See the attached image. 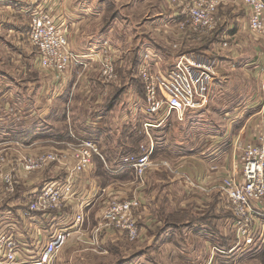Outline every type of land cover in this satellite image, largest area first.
<instances>
[{
	"label": "rangeland",
	"instance_id": "rangeland-1",
	"mask_svg": "<svg viewBox=\"0 0 264 264\" xmlns=\"http://www.w3.org/2000/svg\"><path fill=\"white\" fill-rule=\"evenodd\" d=\"M55 2V4H52V7H56L55 11L57 15L62 17L67 37L68 33H70V27H72L68 19V17H70L69 12H71L74 6L81 9L78 11L75 10L79 17L81 14L89 20L88 25L90 33L99 32L100 28L112 30V34L110 35L111 38L110 36L103 37L105 33H107L106 30L103 33L104 35L99 33L101 36L99 37V42H101L99 45H96V43L89 45V42L86 46V42H82L79 47L72 48V50L75 55L80 57L83 51H87L84 53L96 51L94 54L95 56L96 54H102L105 49L108 50L110 48L109 45H112L114 50L118 48L117 57L115 58L116 63L114 61L117 79L110 83L104 82L103 78L100 76L101 65L99 58L95 56L98 60H95L96 63L90 64V66L86 64L87 62H74L73 67H71L72 69L69 71L71 73L74 69L72 78L70 77L68 80L70 76L69 73L67 75V81L58 84L54 80V76L44 70L39 62L36 61L38 51L34 47H31L28 42L21 40L20 44H15L16 46L10 45L6 47L7 42L1 41L0 130L9 129L11 131H21L37 124L36 120L38 119L50 120L49 115L54 113L55 116L57 115L56 119H59L57 121H50L57 125L58 134L43 140V146L52 148L42 150L41 152L54 151L62 154L68 153V151L74 150V145L78 144L79 139H91L95 141L100 152L110 149V147L111 149L117 150L116 147H119V142L121 143L120 146L125 144V142L120 140L123 137V133H121V124L122 121H128L129 117L126 118L128 114L132 112L134 116H130V118L134 119L136 113L139 112L142 113L145 120L156 121V117L154 118L146 115L143 112L145 91L143 81L139 75V68L145 61H143L140 56H137L138 54H135L137 53L136 51L132 52L126 58L123 56L125 50L130 48L136 49V47L140 45L139 42L135 44L130 42L129 38L133 34V36L137 37L138 41L142 40V37L145 39V36L149 34L145 28L150 27V23L163 5L167 8L170 6L171 8L173 7V9H180L181 15H183L182 2L181 0H170V2L167 0H56ZM224 7L226 8L223 15L221 11L219 14L220 22L216 29L218 32L212 36L213 38L209 37L210 41L203 42L204 46H201L197 50L182 49L178 54H196L204 58L209 55L212 56V54H216L213 51V47H215L213 45L214 41L216 39L217 41L220 40L222 38L221 34H224L228 27L231 29L232 26L230 24L232 22H236L237 27L243 19H246V23L248 22L247 10L243 4H230ZM30 9V7L25 8L26 15H29ZM68 9L69 12H67ZM233 15L238 16L234 19L232 17ZM173 17H176L175 14ZM173 23L174 22L171 21L170 24ZM174 25H176V23H174ZM3 35L7 41L12 39L10 33L4 31ZM109 38L118 45L110 43ZM85 48H87V50H85ZM7 51L10 53L8 54ZM204 51H209L210 54H205L206 52L204 53ZM247 51L254 53V50L251 49ZM109 52L113 55V51L109 50ZM87 56H89V54L86 55V57ZM152 62L153 61L148 60V64L151 67H155L151 64ZM168 67L173 68V64L167 65L166 68ZM226 67L227 69L225 68L226 70L224 72L230 69L228 66ZM166 68L163 70L167 71ZM238 71H236L238 73L237 75L242 76L245 81L253 79L250 73H246L244 70ZM244 73H246L247 76H245ZM260 82L257 84L251 82L249 91L250 89H258L261 84ZM139 85L142 88L141 93H138L140 89ZM107 86L110 87L108 88ZM210 93L209 91V99L211 97ZM258 96L260 97V99L257 100L259 103V101L261 102V96L264 98V95L260 93ZM222 98L223 100L220 101V99L219 101L222 105L226 104L228 97ZM101 103L103 104L102 107H100ZM131 107L133 110H131ZM133 107H136V110H134ZM208 107L201 111H189L182 117V120L179 119L177 114L173 113L166 122L158 127L155 132L151 133L156 150V155H153L154 165L142 179L137 178L138 182L134 179L132 181L137 183L136 191L140 192L142 190L143 199L146 196L145 199L150 201L154 192L160 194V202L163 203L164 206L165 204H169L170 211L168 212V218H164L161 225L156 226L154 229L152 227L147 229L143 238L135 242H130L120 235V237H118L116 233L109 231V233L114 236L112 239L117 237L120 238L118 241H113L114 243L110 242L108 246V249H121V255L118 258L114 256L112 260V257L109 256L108 261L111 263L113 262L112 264H114V262L118 264L119 260L126 261L123 262V264L135 260L136 252L140 251H144V253H141V258L139 257L136 259L140 260L139 264H189V259L186 258L185 255L188 254L193 258L196 252L195 249L214 248H211L212 245L210 242H207L210 240L209 231L204 230L201 233L202 235H200V233L196 234L200 232V227L202 228L206 224L210 225L212 230L215 229V231H217L215 235H217L218 240L215 241L212 238V244L216 246V249L234 250L231 254L232 258L229 260L232 261V264H264V249L257 246L259 245L260 238L259 240L257 239L254 244L250 245V249H247L246 244L237 239L235 230L228 227L229 222L226 224L230 213L226 208V202L220 192L217 190L201 191L188 186L189 190L197 191L188 194V189V192H184L181 188L183 184H187L183 178V169L180 170V173H175L161 163L164 160L169 161L172 169H177L180 168L179 163L181 161L186 160L193 162L197 159L193 155L206 151L209 148L207 145L208 135L202 136L207 125L205 124L203 114H205L204 111ZM108 108L109 110H107ZM110 110H112L111 113ZM116 121L120 123L117 124ZM138 122L140 121L135 122L134 120V122H131L133 123L131 126ZM98 123L102 124L103 130H105L106 127L108 129L103 131L102 137L95 128ZM42 124L49 125L43 121ZM41 126L43 129L47 128V130H49L48 132L51 134L53 133L50 126L39 125L40 129ZM1 136L2 135H0V141H3ZM107 136L109 137L104 143L103 138ZM148 143H150V140H148L147 144ZM102 144L105 146L103 147ZM8 146V143L2 144V142H0V152L9 149ZM120 151L122 153V149L119 148L118 152ZM98 157L101 158L100 156ZM101 160L102 159H100V161ZM224 162L225 160L223 163ZM201 163L202 165L205 164L204 162ZM199 166H201L199 163L193 166L194 170L191 172L195 173ZM51 167L56 169H52V172L49 173L46 169ZM63 167V165L51 163L38 173L44 172L43 174L47 175V177H52V175L55 177V175H57L56 171L65 173ZM7 171L8 168L6 163L2 162L0 159V200L3 199V195L5 194L4 191H6L8 187V183L3 181L4 179L2 176V174H6ZM184 175L193 178V176L186 171ZM133 177L135 178V174ZM16 179L17 182L15 185L17 187L19 179L17 177ZM142 181H146L148 189H142L141 186H138ZM169 186H171L170 189L172 190L170 191L173 194L170 200L167 199V193H170ZM137 195L129 197L141 198ZM4 202L5 201H0V216L1 212L7 208ZM182 203H185V206H182ZM99 207L100 205L98 204L89 211V214L87 212L86 221L80 230L81 233H79V236H83L80 240L76 239L70 244L80 241L82 244H80L79 249H96L88 247L85 243V239L89 238L86 237V232L90 231H92L90 237H95L93 231L99 225L95 217V211L98 213L100 210ZM212 209L217 214V217L211 224L207 223L208 221L205 220V215ZM91 215H93L92 219ZM225 215H227V219H225ZM87 221L91 224H87ZM2 228L0 220V231ZM102 233L96 234V236H99L96 237L99 242L103 236L101 235ZM73 237L74 236L71 238ZM82 245H84V247Z\"/></svg>",
	"mask_w": 264,
	"mask_h": 264
},
{
	"label": "crops",
	"instance_id": "crops-1",
	"mask_svg": "<svg viewBox=\"0 0 264 264\" xmlns=\"http://www.w3.org/2000/svg\"><path fill=\"white\" fill-rule=\"evenodd\" d=\"M55 1L56 0H0V44L1 41L7 42L6 47H9L10 45L14 46L15 44H20L21 40H25L29 44V15H26L25 8L31 6L36 7L38 4L49 8L52 7V3ZM167 1L170 2V0ZM225 8L226 7L221 9L222 15ZM245 8L248 14V22L246 23V19H243L241 20V23L238 25V27L236 22H232L230 24L232 26L231 29L228 27L225 33L221 34L222 38L218 41L217 39L214 41L213 45L215 47H213V51L216 54L211 53L212 56H208L215 60V77L210 89L211 97L209 99V107L207 106L208 108L204 111L205 114H203L205 124L207 125L202 133V136L204 137L208 135L207 145L209 148L206 151H202L199 154L193 155L195 158H197L195 161L192 162L184 160L179 163L181 168L180 170L183 169L182 171L184 173L185 171L190 173L195 181L202 185H206L207 187H211L220 183L224 176L239 173L240 170L237 167L238 161L236 159V146L239 142L254 143L257 141L256 139L259 135H264V98L261 96V102H257V100L260 99L258 95L260 93L264 95V37L257 36L250 32L248 28L249 11L246 6ZM75 10L78 11L81 9L74 6L71 12H69V9L67 10L70 16L68 19L70 20L72 26L70 27V33H68V40L71 49L79 47L82 42H86V46L89 42V45L93 43L99 45L101 43L99 42V37H101L99 33L103 34L105 30L107 33H105V35L103 34L104 36L101 34L103 37L110 36L112 34V30H104L102 28H100L99 32L90 33L88 25L89 20H87L85 16L81 14L79 17L77 15V11L75 12ZM174 14L176 16L175 18L173 17ZM236 16L238 15H233L232 17L235 19ZM171 21L176 23V25H174V23L170 24ZM183 21H185V16L181 15L180 9H173V7L171 8L170 6L167 8L163 5V7L157 12L156 17H154L153 21L150 23V27H144L149 32V34L145 36V39L142 37V40L140 41H138L137 37L133 36L132 34L129 38L130 42H133L134 44L139 42L140 45L137 46L136 49L130 48L125 50L123 56L126 58L132 52L136 51L137 53L135 54H138L137 56H140L143 61H153L154 63L152 62V65L165 69L167 65H174L175 57L179 52L182 51V49L197 50L201 46H204L203 42H209L210 38L218 32L217 30L213 35L199 36L191 31L188 26L183 27ZM4 31L6 33H10V36L12 37V39L9 40L10 42L4 37ZM110 38V43H113V45H118L116 42H112ZM109 46V50L113 51V58L115 61L118 48L117 50H114L112 45ZM248 49L254 50V53L248 52ZM85 50H87V48H85ZM84 52L87 51H83L81 53V56L84 57L80 56V60L88 62L89 66L90 64L96 63L95 60H98L95 57L96 55L90 56L95 54L96 51H90L88 53ZM7 53L9 54L10 52L7 51ZM204 53L210 54L209 51H204ZM88 54L89 56L86 57ZM36 61H38L37 56ZM226 66L230 68L226 71L228 73L224 72L227 69ZM171 68L172 67H168L166 69L170 70ZM73 70L70 73L68 80L70 77L72 78ZM240 70L250 73V76H252L253 79L250 81H245L242 76L237 75L238 73L236 71L240 72ZM246 73H244L245 76H247ZM88 81L93 82L91 80ZM251 82L256 84L260 82V87H258V89H250L249 91ZM110 86L107 87L109 88ZM141 91L142 88L140 86L138 93H141ZM222 97H228L226 104L222 105L220 102L223 100ZM102 105L103 104L101 103L100 107H102ZM133 108L136 110V107ZM107 110H109V108ZM112 110H110V113ZM131 110H133L132 107ZM128 115L126 117H129L128 121H122L121 133H123L126 126H131V124H133L131 122H134V120L135 122L140 121L133 125L136 127L139 126V123H142L145 120L142 113L139 112L136 113L134 119L130 118V116H134L132 112ZM56 116L54 113H52V115H49V118L51 121H57L59 118L56 119ZM50 120L38 119L36 120L37 124H34L30 128L21 131H11L9 129L0 130V135H2L1 137L3 140L0 142H2V144L8 143L9 145V149L0 152L2 154H0L1 156L7 157L8 159L6 163L8 170L14 172L15 168H19V162L16 163V161L21 154L33 155L40 153L42 150L52 148L43 146V140L45 138L53 137L55 134H58L57 125ZM42 121L48 123L49 125L42 124ZM116 123L119 124L120 122L116 121ZM39 125L50 126L53 133L51 134L48 132L49 130H47V128L43 129L42 126L40 129ZM95 128L100 136L102 135L103 131L108 130L107 127L105 130H103L104 128L102 127L101 123H98ZM108 137L109 136L103 138L104 143L107 141ZM147 138L150 140V137ZM120 140L122 142L126 141V139L123 137ZM120 144L121 143L119 142V147H116L117 150L113 148L111 149L110 147V149H106L101 152L102 157L105 159L104 161L102 158L96 156L92 167L83 173L81 179L77 181V191L79 194H81V198L84 199L90 198L94 193L98 192V198L95 204L88 209L89 211H91L98 204L100 205L99 208L101 209V207L105 205L106 200L110 197L121 195L135 196L138 194L141 197L140 199H142L143 205L141 207L139 217V224L142 228V234L140 238H143L147 229H150L151 227L154 229L156 226L161 225V222H163L164 218H168V212L170 211L169 204H165L164 206V204L160 202V194H157L156 192H154V195L150 201L145 199L146 196L143 199L142 190L140 192L136 191V182H138L136 177L121 178V173H123V169L121 168L123 164L119 168L118 166H115L116 159L119 157V148L122 149L123 146H120ZM143 144L144 145L142 146L149 145V143ZM104 146L105 145H103V147ZM100 159H102L103 162L100 161ZM108 159H110L112 163H109ZM224 160L225 162L223 163ZM201 162H204L205 164L202 165ZM198 163L201 166L196 169L197 171L195 173H192L194 170L193 166ZM52 169L56 168L51 167L46 170L51 173ZM38 172L39 171H35L28 174L23 170H17L14 172L18 174L19 183L16 187V191L7 196V199L4 202V205L7 208L1 212L0 216L3 227L2 230L8 231L10 234H13L17 239H19V241L24 242L26 244L24 249L34 248L33 250L35 251V254L30 256L27 252H24L23 249V252L19 256V263L17 264H25V262L31 261V259L35 258L36 251H40L45 247L46 243L51 239L52 234L61 225V213H57L58 215L53 214L52 216L56 215L55 218L43 214H36L35 218L32 220L21 217V208L34 197L35 193L38 192L45 183L57 180L65 175L64 172L56 171L57 173H55L57 175H55V177H53V175L52 177H47V175L43 174L44 172ZM133 179L136 182L132 181ZM138 186H141L142 189L147 188L146 181L140 182ZM170 188L171 186H169V191L172 190ZM181 188L184 192H188L189 190L187 184H183ZM190 192L192 193L197 191L189 190L188 194ZM168 193L167 199L170 200V198L173 197V194L171 191L169 194ZM182 206H185V203H182ZM73 207L75 210H77V199H75V204H72L71 206L69 205L64 209V212L71 210ZM95 213L97 220L98 213L96 211ZM229 213L230 215L226 224L229 222L228 227H231L232 230H235L233 225V214L230 211ZM226 216L227 215H225V219H227ZM92 217L93 215H91V219ZM89 223L90 222L87 224ZM263 226V222H260L257 226L258 230L256 235L258 240L260 238L259 245L264 244ZM204 230L209 231L210 240L207 238L205 239L208 240L207 242H210L212 245L211 248H214L195 249L196 252L194 253L193 258L188 254L185 255V257L189 259V264H232V261L229 260L232 258L231 254L234 250L216 249V246L212 244V238L214 236L212 233L215 232V229L212 230V227L209 228L207 226H203L200 228V232H197L196 234L200 233V235H202L201 233ZM79 233H81V231H78V233L75 234L73 238L69 239L67 245L56 255L54 259L55 261H53L51 264H112L113 262L111 263L108 261L109 256H111L113 260L114 256L118 258L121 255V249H108L110 242L114 243L113 241L120 240V238H118L120 236L112 239L114 236L111 235L108 230H105L101 234L103 236L100 239L101 241L99 244L93 245L91 244L90 238L92 231L86 232V237H89L88 239H85L86 245L96 249H79L80 244H82L79 240L83 236H79ZM214 237L217 238V236ZM76 239H79V242L70 244ZM82 246L84 247V245ZM250 248L251 246L248 245L247 249ZM142 252L144 253V251L136 252L135 260L130 262L128 261L125 264H139L140 260L136 259L142 256ZM118 262V264H123V262L126 261L119 260ZM114 264L117 263L114 262Z\"/></svg>",
	"mask_w": 264,
	"mask_h": 264
},
{
	"label": "built area",
	"instance_id": "built-area-1",
	"mask_svg": "<svg viewBox=\"0 0 264 264\" xmlns=\"http://www.w3.org/2000/svg\"><path fill=\"white\" fill-rule=\"evenodd\" d=\"M185 21L183 27L188 26L199 36L213 35L219 26L221 9L230 4H243L249 11L248 28L253 34L264 37V0H181ZM52 4H55L53 2ZM29 10L28 41L31 47L37 49V60L40 66L51 73L56 83L67 81V75L74 62H85L79 59L70 48L69 40L63 26L62 17L56 13V7L38 4ZM94 55V54H92ZM98 56L101 69L100 76L104 82L110 83L117 79V72L112 53L104 50ZM84 57V56H81ZM88 64V62L86 63ZM215 60L196 54H177L173 68L164 71L160 67H151L148 62L142 63L139 75L144 84L145 105L143 112L156 117V121L145 120L144 129L150 143L141 146L144 153L140 156L129 157L128 164L121 169L132 168L136 178H143L153 167L155 142L152 129L160 127L171 114L175 113L182 120L189 111H201L209 104V91L215 77ZM257 141L239 142L236 146V159L239 173L224 176L220 183L207 187L195 181L190 176L183 178L191 188L201 191L217 190L226 202V208L233 214V225L237 239L247 246L257 241V226L264 224V135L257 137ZM74 150L66 154L54 151H44L37 154H21L17 170L32 173L44 169L51 163L63 165L65 175L57 180L47 182L34 197L21 208V217L34 219L36 214L52 216L61 213V225L52 234L51 239L36 257L25 264H51L57 253L61 251L69 239L80 231L86 221L88 209L92 207L98 192L90 198H81L77 191V181L82 174L88 171L94 162L95 156L102 154L95 141L79 139ZM2 162L7 163V157L1 156ZM175 173L180 168L172 169L169 161L161 162ZM8 170L2 174L3 181L8 183L4 191L5 201L9 194L16 191L18 174ZM103 192V191H102ZM78 208L64 212L69 205L75 204ZM142 201L138 197L114 196L106 200L97 215L98 227L93 231L95 237L91 244L98 245L97 233L108 230L117 236L126 238L130 242L140 239L142 228L139 224ZM56 215L52 216L53 218ZM264 230V226H263ZM263 239V238H262ZM26 244L19 241L6 230L0 231V264H17L19 256ZM34 248L24 249L34 255Z\"/></svg>",
	"mask_w": 264,
	"mask_h": 264
},
{
	"label": "trees",
	"instance_id": "trees-1",
	"mask_svg": "<svg viewBox=\"0 0 264 264\" xmlns=\"http://www.w3.org/2000/svg\"><path fill=\"white\" fill-rule=\"evenodd\" d=\"M156 130H157V128L156 129L153 128L152 133L155 132ZM147 137L148 136H147L146 131L144 129L143 122L139 123V126H137V127L136 126H126V128L123 131V138H125L126 141H125V144L122 146V153H121V151L119 152V157L116 159L115 166L116 167L118 166V168H119L122 164L123 165L128 164L127 160L132 155H138V156L142 155L144 153V151L141 149V146L144 145L143 143L148 142ZM127 142H128V144H127ZM154 155H156V152L154 153ZM108 161H109V163L110 162L112 163V161H110L109 159H108ZM113 165H114V163H113ZM122 172L123 173H121V178H132L134 176V170L130 167L123 169ZM216 217H217V214L212 209L208 214L205 215V218H206L205 220L208 221L207 223L212 224L213 220ZM203 224H206V223H203ZM205 226H207L209 228L211 227L208 224H206ZM215 232L217 233V231H215ZM215 232L212 234L214 236H217V235H215L216 234ZM214 236H213V240H215V241L218 240ZM257 246H259L260 248L262 247V249H264V244L263 245H257Z\"/></svg>",
	"mask_w": 264,
	"mask_h": 264
}]
</instances>
